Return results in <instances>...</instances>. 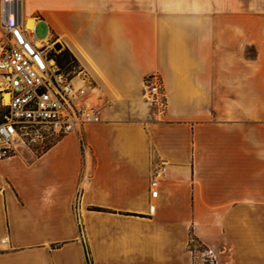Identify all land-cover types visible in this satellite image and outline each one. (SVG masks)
Wrapping results in <instances>:
<instances>
[{
  "label": "crops",
  "instance_id": "obj_1",
  "mask_svg": "<svg viewBox=\"0 0 264 264\" xmlns=\"http://www.w3.org/2000/svg\"><path fill=\"white\" fill-rule=\"evenodd\" d=\"M18 18L78 61L100 121L0 160V264H197L191 236L264 264V0H19Z\"/></svg>",
  "mask_w": 264,
  "mask_h": 264
},
{
  "label": "built area",
  "instance_id": "obj_2",
  "mask_svg": "<svg viewBox=\"0 0 264 264\" xmlns=\"http://www.w3.org/2000/svg\"><path fill=\"white\" fill-rule=\"evenodd\" d=\"M19 0H1L0 95L5 114L0 119V160L19 149L49 138L80 134L98 123V110L87 99L88 86L73 81L76 71H65L55 58L53 43L36 44L33 31L18 18ZM3 96L7 101L2 102ZM142 98L157 113L166 107L161 78L146 76ZM164 164L153 168L151 196H157ZM87 264H90L87 260Z\"/></svg>",
  "mask_w": 264,
  "mask_h": 264
},
{
  "label": "rangeland",
  "instance_id": "obj_3",
  "mask_svg": "<svg viewBox=\"0 0 264 264\" xmlns=\"http://www.w3.org/2000/svg\"><path fill=\"white\" fill-rule=\"evenodd\" d=\"M251 0H248V4ZM34 36L38 41H42L44 39L47 38V28L45 26V24L43 22H38L35 26V30H34ZM54 44V49L56 50V54H59L61 51H63L65 48L61 45L60 42H53ZM59 44L60 48L56 49L55 45ZM69 56H72L74 58V56L69 52L68 53ZM76 64V65H75ZM72 65H75L72 67ZM78 66L79 63L78 61L75 59V62L72 64V62L66 64L63 66V69L65 71H77L78 70ZM5 114V108L2 106L1 103V95H0V119L3 117V115ZM55 139L53 138H49L46 139L44 141L41 142H37L34 144H31L27 149L23 148L24 151H26L29 155H36L38 153H40L41 151H43L46 147H48ZM189 246L190 249L197 255V264H216V260L215 257L213 256L211 250L206 247L205 245H203L202 243H200L199 241H197L194 236L190 237V242H189Z\"/></svg>",
  "mask_w": 264,
  "mask_h": 264
},
{
  "label": "trees",
  "instance_id": "obj_4",
  "mask_svg": "<svg viewBox=\"0 0 264 264\" xmlns=\"http://www.w3.org/2000/svg\"><path fill=\"white\" fill-rule=\"evenodd\" d=\"M69 51L67 49H64L59 54H55L56 62L63 68L64 65L72 62V64L75 62V58L68 55ZM76 65V64H75ZM75 65H72L75 66ZM69 71V70H68Z\"/></svg>",
  "mask_w": 264,
  "mask_h": 264
},
{
  "label": "bare ground",
  "instance_id": "obj_5",
  "mask_svg": "<svg viewBox=\"0 0 264 264\" xmlns=\"http://www.w3.org/2000/svg\"><path fill=\"white\" fill-rule=\"evenodd\" d=\"M26 27L27 28H31L32 27L31 21L26 23ZM39 43H40L39 41H36V44H39ZM6 101H7L6 96H3L2 102L5 103Z\"/></svg>",
  "mask_w": 264,
  "mask_h": 264
},
{
  "label": "water",
  "instance_id": "obj_6",
  "mask_svg": "<svg viewBox=\"0 0 264 264\" xmlns=\"http://www.w3.org/2000/svg\"><path fill=\"white\" fill-rule=\"evenodd\" d=\"M55 48H56V49H59V48H60V45H59V44H56V45H55Z\"/></svg>",
  "mask_w": 264,
  "mask_h": 264
}]
</instances>
